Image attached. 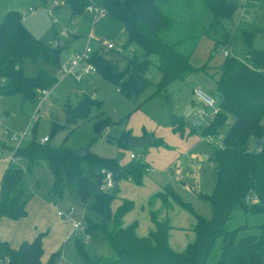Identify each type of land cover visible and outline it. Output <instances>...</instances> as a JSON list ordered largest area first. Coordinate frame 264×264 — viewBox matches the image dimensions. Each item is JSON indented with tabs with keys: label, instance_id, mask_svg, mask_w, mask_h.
I'll return each instance as SVG.
<instances>
[{
	"label": "trees",
	"instance_id": "trees-1",
	"mask_svg": "<svg viewBox=\"0 0 264 264\" xmlns=\"http://www.w3.org/2000/svg\"><path fill=\"white\" fill-rule=\"evenodd\" d=\"M46 2V0H42ZM57 7L67 5L71 16L84 15L90 4H96L122 21L126 32V46L137 44L144 51L143 59H129L124 69L119 68L101 52H96L93 63L98 74L115 84L120 85V92L128 98L137 99L147 88L153 85L147 76L152 61L150 56L158 59L157 68L160 78L155 83V93L167 89L176 79H185L193 72H207L208 64L195 67L191 57L198 36H187L174 41L161 37L162 31L172 28L175 20L158 6L166 0H60ZM211 14V28L230 27L237 6L228 0H200ZM231 36H223L225 43L231 44ZM248 50V61L240 62L227 56L224 63L216 67L218 79L215 88L221 97L219 113L208 125H200L202 135H218L230 118L233 122L223 134L222 146L214 148L213 159L217 163L216 186L207 195L202 192L199 197L206 199L213 216L206 219L195 214L196 224L193 228L196 238L189 243L183 252H176L169 243V232L172 229L168 220H158L151 212L154 229L146 236L136 233L137 221L124 226L123 218L134 205L124 200L113 211L112 203L117 198V185L110 192L102 191L105 173L112 172L116 184L120 180H131L142 185L147 165L140 161H130L121 165L116 158L98 156L90 149L76 150L66 146H54L40 143L35 136L26 144L14 149V155L27 162L23 169L10 164L4 172L0 189V217L19 220L27 215L29 197H25L26 177L42 167L49 170L53 182L41 195L48 201L61 200L65 189L77 193L84 205L88 206L87 233L102 232L114 256L105 257L87 254L81 241H76L77 249L84 264H209L217 244L219 252L215 255L214 264H264V224L259 225V234H250V226L245 223L235 229H229L227 223L234 210L239 209L247 214H264V51L252 47L255 36H264V29L244 30ZM189 38L198 39L191 46L185 45ZM187 48V52L181 49ZM64 48H54L34 36L22 21L16 9L7 11L0 22V96L22 95L24 100L34 99L40 89L57 84L58 80L43 69L35 77L24 73L26 59L35 62L43 59L59 68ZM102 102L85 95L75 106H65L66 123L80 125L87 120L94 107L100 108ZM171 127L175 133L184 135L187 124L182 116H171ZM114 124L107 117L95 122L98 133ZM54 129L62 127L54 123ZM64 127V126H63ZM194 130L197 126H191ZM98 137V136H97ZM96 137V138H97ZM129 133H123L119 144L127 148ZM254 139L255 149L249 144ZM110 140V139H108ZM257 142L260 145L257 146ZM156 140L155 144H162ZM37 183V190L39 189ZM36 193V192H35ZM40 194V193H39ZM256 195L257 200L247 203L246 197ZM162 202H174L189 211H193L189 202L184 200L171 184L164 192L158 194ZM56 204V203H55ZM39 234L33 241L24 242L13 249L0 240V264H60V253L52 254L43 262V238Z\"/></svg>",
	"mask_w": 264,
	"mask_h": 264
},
{
	"label": "rangeland",
	"instance_id": "rangeland-1",
	"mask_svg": "<svg viewBox=\"0 0 264 264\" xmlns=\"http://www.w3.org/2000/svg\"><path fill=\"white\" fill-rule=\"evenodd\" d=\"M246 1L228 0V2L237 6L231 20L233 25L230 27L226 23L223 24V27H217L216 29L211 28L212 16L204 8L200 0L159 1L158 5L160 8L176 21L170 30L163 31L160 34L162 39L170 42L181 37H190L192 34L198 36L199 40L189 38L185 45H192L193 47V44L198 40L192 53L191 63L195 67H200L207 63L208 69L206 74L193 72L183 80L176 79L168 85L166 90L155 93L154 84L159 81L160 72L157 68V57L150 56L149 59L152 64L147 76L152 79L154 84L147 88L137 99L126 97L122 92L118 91L120 88L119 84L104 79L100 75H94L90 79L83 81H77L72 76L61 80L59 68L53 66L50 62L40 58L35 62L26 59L24 62V73L26 76L35 77L39 70L43 69L54 76L58 82L47 88L50 92V97L46 101L38 97L39 91L34 101L24 100L20 94L0 96V143L1 140L8 142V139L4 138L3 133L6 128L11 132L28 129L29 140H26L25 143H28L34 136L37 140L48 136L50 138L49 143L54 146L63 145L79 151L87 148L98 156L116 158L120 162L128 160L129 154L134 153L142 157L140 162L146 163V152L149 159L152 160L153 166L143 177L142 184L144 186H138L133 181H129L131 186L125 184L124 192L132 198L131 201L134 207L123 218V223L129 222V224H132L137 221L136 232L143 233V236H146L149 232L147 230L153 225V221L149 205L145 204L143 208L142 201L152 202L151 208L157 212L163 203L157 191L169 181L173 182L171 185L175 187V191L190 203L194 211L186 210L172 200L171 202L180 209V215L174 214L175 224L189 227L196 222L194 213L200 214L206 219H211L213 213L209 202L199 197L192 189L184 186L181 182L174 180L170 171L166 174L163 164L175 152L180 150V155H182L186 153L185 151H188V155L184 154L187 158L182 167L184 178L191 185L197 186L204 194L209 195L214 191L217 168V163L213 159L214 148L222 146V134L227 132L233 122V118L229 119L220 133L216 135L215 140H202V128L197 126L192 130L189 121H187L184 135L175 133L171 129V116L175 114L186 118L188 109L192 108L194 116L198 117V103L193 95L195 88H201L212 96L219 105V94L215 88V80L218 79L216 67L224 63L226 59L225 53L228 52L230 58L237 61L244 63L248 61L249 48L243 35L244 30L264 29V0L252 1L249 11L245 12L247 13V18L245 16L242 20L243 7ZM59 2L61 1L0 0V22L12 3L24 6L25 10L27 5L31 4L36 10L34 13L26 15L25 26L35 37L46 44L52 45L59 39L63 43L61 47L64 48L61 60H68L73 53L83 49L89 34L93 36L92 44H96L97 41H103L112 42L116 46V50L119 53L110 50L105 51V55L113 59L114 64L121 69L127 66L128 56L132 59H143L145 57L144 51L137 44L126 46V32L122 21L107 15L99 24L94 25L91 15L85 12L84 16L86 18L78 15L76 16L77 23L74 24L70 7L63 4L61 8H58L56 4H59ZM55 18L57 22L53 23ZM66 30H68V38L61 35ZM234 31L236 35L232 43H225L222 37L225 35L231 36ZM73 38L76 39L72 40ZM252 47L256 50L264 51V36H255L252 40ZM181 49L187 52V48L181 46ZM85 95L101 101L102 106L100 108L94 107L89 118L84 122H80V125H68L66 123L65 106L67 104L75 106ZM188 114H191V111ZM107 116L114 124L110 125L109 132H106L104 127L98 133L95 128V122ZM204 122L206 124L207 120L200 121L202 125H205ZM54 123L60 124L62 127L54 129ZM140 129L142 133L148 132L158 138V140H162V146H158L160 144L156 146L150 144L145 148H132L130 146L124 148L119 144L124 132L130 130L133 134H136ZM249 147L250 149H255L254 139L251 140ZM199 153L203 155L201 159H198L197 156L195 157V154ZM8 155V152L3 151L2 158H6ZM12 164L25 169L27 162L25 159H20ZM52 182L53 178L48 169L45 167L37 169L32 176L26 177L25 197L31 192L46 194ZM37 183L40 184L38 190ZM110 191L112 190L107 192ZM54 201L62 211H67L70 208L75 209V220L78 222L80 220L83 221L82 226L76 229L72 239L67 241L64 247L62 245L58 251L61 256L66 251L65 264H84L75 244L76 235L77 240H81L87 254L91 257L95 255L114 256V252L109 247L102 232H96L95 236L91 235L90 237L92 238L87 240L86 216L88 208L86 207L87 210L84 208V203L75 191L65 189L63 198ZM115 202H118V200ZM159 214L161 215V212ZM172 217L173 214H169V218ZM245 223L251 227L248 233L259 234L260 229L257 227L264 224V214H245L241 210L236 209L233 211L227 227L235 229ZM173 238L175 243L176 236ZM184 240L185 236L180 232V244ZM85 241L87 244H85ZM219 249L218 243L209 259V264H214L215 255L218 254Z\"/></svg>",
	"mask_w": 264,
	"mask_h": 264
},
{
	"label": "crops",
	"instance_id": "crops-1",
	"mask_svg": "<svg viewBox=\"0 0 264 264\" xmlns=\"http://www.w3.org/2000/svg\"><path fill=\"white\" fill-rule=\"evenodd\" d=\"M252 1H254V0H247L246 1V4L243 7V13L244 14L242 15V18H241L242 20L245 18V16L247 18V13H245V12L249 11V6H250V3ZM56 5H58V4H56ZM168 5H169V3H168ZM163 6H165V5H163ZM30 7H33V6L31 4L27 5V9L25 10L24 6H21V5L16 4V3H12L9 6L7 11H9L10 9H16V10H18L20 12V14L22 16H25V18H26L27 14H31V12L28 11ZM61 7H58V8H61ZM166 7H164V8H166ZM159 8H160V6H159ZM26 11H27V13H26ZM164 12L167 15H169L166 11H164ZM82 17L86 18V16H84V15H82ZM24 21H25V19H24ZM72 22L74 24L77 23L76 16L72 17ZM170 29H168V30H170ZM165 31H167V30H165ZM89 36H90V34L87 35V38H88L87 39V43H90ZM74 39H76V38H73L72 40H74ZM109 43H112V42H109ZM94 45H96V44H94ZM110 50L117 51L116 50V46L114 45V48L110 49ZM110 50L109 49H102L101 53H102V55H104L106 57L105 51H110ZM117 52L119 53V51H117ZM106 58L111 60L114 63L113 59L108 58V56ZM129 59H131V57L128 56V60ZM95 75H99V74H95ZM93 76H91V77H93ZM91 77H89L87 79H90ZM87 79H85V80H87ZM118 91L120 92L119 89H118ZM49 97H50V94H49ZM67 105H69V104H67ZM70 106H72V105H70ZM189 111H191V114H188ZM188 112L186 114L187 115L186 118L184 116H182L184 118L186 124H187V121H189V124L191 126H200L201 123H200L199 119H198L199 120V125H193L191 123V118H192V116H194L193 109L189 108ZM187 117H188V119H187ZM171 129H172V127H171ZM191 129H192V127H191ZM6 130H7V128L3 132L5 139H7L6 136H5V131ZM109 130H110V126L106 129V132H109ZM124 133H129L130 136H131L130 138L150 137L151 139H155V141L158 139V138H155L152 134H149L148 132L147 133L146 132L142 133L141 129L136 134H133L130 130H128V131H126ZM221 138H223V134H222ZM41 139H39V140H41ZM27 140H29V138ZM25 141H24L23 144H26ZM155 141L154 142H149L143 148H145L147 145H150V144L155 145V146L158 145V144H155ZM0 144H1L0 145V149H2L3 151L8 152V154H9L8 157H6V158L5 157L2 158L3 156L0 158V189H1V182H2V178H3L4 172L7 169V167L11 164L10 161H9V157H10L12 152H11V150L8 149V147H10V146L12 147L13 145H12V143L9 140H8V142L5 141V140H1ZM178 144L180 145V143H178ZM158 146H162V145L160 144ZM185 152L186 153H184V154L188 155V151H185ZM131 154H134V153H131ZM145 154H146V163L145 162L144 163L147 165V170H146V173H147L150 169H152V166H153L152 163L153 162H152V160L149 159V156L147 155L146 152H145ZM184 154L180 155V150L178 152H175L174 155H172L163 164L164 172L167 174V172L170 171L172 173V175H173V179L174 180L176 179V181H178L179 183L181 182L184 186L192 189L198 195L201 192L199 190V188L197 186L191 185L184 178L183 168L182 167H183L184 162H186L185 160L187 158V156H185ZM196 156H197L198 159H201L203 157V155L200 154V153L199 154H195V157ZM192 157H194V156H192ZM130 161H132V160L130 159V156H129L128 160H126L124 162H120L119 161V163L121 165H124V164H126V163H128ZM145 174H144V176H145ZM129 181H131V180H120L117 183V188H118V194L117 195L118 196H117L116 200H118V202H115L116 200H114V202L112 203V209L113 210H115L116 207L119 206L124 200H130L131 201L132 198L130 196H127L125 194V192H124L125 184H128V185L131 186ZM167 184H173V182L172 181L167 182L163 186V188L161 187V188L158 189L157 193L164 192V188H165V186ZM138 186L142 187L144 185L142 184V185H138ZM28 197H29V200H28L27 207H26L27 215L25 217H23V218H21L19 220H13V219H10L8 217H0V240L7 242L11 248L17 249V248L20 247V245L22 243L31 242L39 234H45V236L43 238V250H44V253H43V256H42V260H43V262H46L52 254L58 253V251L62 247V245L64 247V244L67 241H69L70 239H72V236L75 234L76 229H78V228H75V224L78 223V221H76L75 217H74L75 211H74V214H73V216L71 218H65L63 216H60L58 214V212L62 211V210H60V208H58V204L56 205L55 203H52V202L48 201L46 198H44L38 192H36V193L35 192H31L28 195ZM160 200H161V198H160ZM171 201H172V199L170 198L167 204H165L163 202L162 206L159 207V210L157 212L154 209L151 208L152 207L151 206L152 202H148L147 203V200L142 201V202H143V205H144L143 208L145 207V204H148L149 207H150L149 208L150 213L154 212L158 220H160V221L168 220L170 222V225L172 227V229L169 232V243H170V246L176 252H183L186 249L187 245L189 243H192L195 240V238H196L195 232L193 230L196 222L194 224L190 225L189 227H184V226H182L180 224L179 225L175 224V222H174L175 221L174 214L175 215H177V214L180 215V209L176 205H174ZM161 202H162V200H161ZM114 203H116V204H114ZM86 207L88 208L87 205L84 206L85 209H86ZM63 212H66V211H63ZM160 212H161V215L159 214ZM171 213L173 214V217L169 218V214H171ZM126 215H125V217H126ZM79 222L83 224L82 220H80ZM82 224H81V226H82ZM125 224L128 225L129 222L128 223H124V226H126ZM152 229H154V224L152 226H150L147 231L150 232V230H152ZM180 232H182L184 234V236H185V240L183 241L182 244H180ZM136 233H137L138 236H143L144 235L143 233H138V232H136ZM91 235L95 236V234H88L87 240L92 238V237H90ZM174 236H176V242L175 243H174V240H173ZM78 240L81 241L80 239H78ZM78 240H77V235H76L75 236V244H76V241H78ZM85 244H87L86 241H85ZM66 255L67 254H66V251H65L62 256L61 255L59 256V263L60 264H65L64 260H66V258H65Z\"/></svg>",
	"mask_w": 264,
	"mask_h": 264
},
{
	"label": "built area",
	"instance_id": "built-area-1",
	"mask_svg": "<svg viewBox=\"0 0 264 264\" xmlns=\"http://www.w3.org/2000/svg\"><path fill=\"white\" fill-rule=\"evenodd\" d=\"M57 6V5H56ZM36 8L30 7L29 12L34 13ZM85 12L89 13L93 19V24L97 25L98 22L106 15V10L96 4H90L86 7ZM22 16V15H21ZM25 16H22V21H24ZM57 22V19L55 18L53 23ZM65 38L69 37L68 30L62 32V34ZM90 43H87L83 49L78 50L77 52L73 53L72 56L68 60H62L59 71H60V77L61 80L72 76L77 81H83L95 74H98L97 66L93 63V57L96 52H101L102 49H113L114 44L109 42H103V41H97L96 45L91 43V40L93 39V36L90 35ZM63 43L57 39L54 43H52V46L54 48L62 46ZM225 56H229L228 52L225 53ZM49 90L47 88L40 89L39 90V98H43L44 101H46L49 97ZM193 95L197 100L198 106V119L201 120H207L205 125H208L210 121L219 113V105L217 104V101L210 96L208 93L204 92L201 88H195L193 90ZM6 138L12 143L14 149H17L18 147L22 146L24 141L29 138V131L26 129L24 131L20 132H11L10 130L5 131ZM202 140H215V135H207L202 136ZM40 143H47L50 141V138L48 136L43 137L41 140H39ZM11 155L9 157L10 163H16L19 161V158H17L14 155V151H11ZM3 156V150L0 149V158ZM130 159L132 161H141L142 157L135 154H130ZM105 173V179L104 183L101 186L102 191H108L112 190L116 186V181L114 180L113 174L111 171L106 170ZM257 200L256 195L248 196L246 197V202L250 203ZM74 209L70 208L66 212L59 211L58 214L60 216H63L65 218H71L74 214ZM82 223L78 222L75 224V228H79Z\"/></svg>",
	"mask_w": 264,
	"mask_h": 264
},
{
	"label": "water",
	"instance_id": "water-1",
	"mask_svg": "<svg viewBox=\"0 0 264 264\" xmlns=\"http://www.w3.org/2000/svg\"><path fill=\"white\" fill-rule=\"evenodd\" d=\"M219 100H221V97H219ZM191 123L193 125H199V120L197 116H192ZM155 139H151L150 137H143V138H130L128 140V145L132 148L135 147H144L149 142H154ZM260 145V142H257V146Z\"/></svg>",
	"mask_w": 264,
	"mask_h": 264
}]
</instances>
